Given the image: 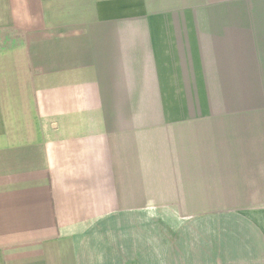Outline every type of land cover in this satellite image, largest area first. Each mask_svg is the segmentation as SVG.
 <instances>
[{
  "label": "crops",
  "instance_id": "1",
  "mask_svg": "<svg viewBox=\"0 0 264 264\" xmlns=\"http://www.w3.org/2000/svg\"><path fill=\"white\" fill-rule=\"evenodd\" d=\"M0 264H264V0H0Z\"/></svg>",
  "mask_w": 264,
  "mask_h": 264
}]
</instances>
